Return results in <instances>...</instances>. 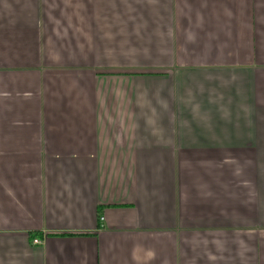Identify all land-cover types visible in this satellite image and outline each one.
Instances as JSON below:
<instances>
[{
  "label": "crops",
  "instance_id": "1",
  "mask_svg": "<svg viewBox=\"0 0 264 264\" xmlns=\"http://www.w3.org/2000/svg\"><path fill=\"white\" fill-rule=\"evenodd\" d=\"M0 264H264V0H0Z\"/></svg>",
  "mask_w": 264,
  "mask_h": 264
},
{
  "label": "built area",
  "instance_id": "2",
  "mask_svg": "<svg viewBox=\"0 0 264 264\" xmlns=\"http://www.w3.org/2000/svg\"><path fill=\"white\" fill-rule=\"evenodd\" d=\"M33 244H34V245H39V244H40V240L35 239V240L33 241Z\"/></svg>",
  "mask_w": 264,
  "mask_h": 264
}]
</instances>
